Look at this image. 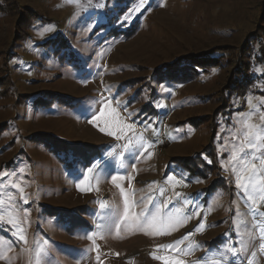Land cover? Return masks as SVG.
<instances>
[{
	"label": "rangeland",
	"instance_id": "1",
	"mask_svg": "<svg viewBox=\"0 0 264 264\" xmlns=\"http://www.w3.org/2000/svg\"><path fill=\"white\" fill-rule=\"evenodd\" d=\"M13 1L0 264H264V67L233 78L264 0Z\"/></svg>",
	"mask_w": 264,
	"mask_h": 264
},
{
	"label": "trees",
	"instance_id": "2",
	"mask_svg": "<svg viewBox=\"0 0 264 264\" xmlns=\"http://www.w3.org/2000/svg\"><path fill=\"white\" fill-rule=\"evenodd\" d=\"M1 1H3V0H0V7H2V6L5 5V3L3 4V2H1ZM4 1L5 2H8V3H11L16 8V4H17L16 1H13V0H4ZM24 38H25V36H24ZM238 53L239 54L237 55L238 56L237 59L239 60V57H241L242 55H244L245 58L247 59L246 60V63L247 64L245 66H244V64H242L241 70L238 72L239 75L236 74V73L233 75V78H236V79L239 78L240 79V77H241V79H240L241 82L245 81V83H243L244 86H241L240 89H239V91H236L235 96H237V97H240V96L244 97L245 93H247V91H249L251 89V86H252V84L254 82L253 81V77L250 74V69H251V67L249 65L250 64V60L251 59H254L257 64H260L262 67H264V34L255 35V36H252L251 38H249L246 41L244 47H241L239 49V52ZM243 66L245 67V69H244ZM262 74H263V77H264V71H263ZM176 80H178V79H176ZM232 84H234V83H232ZM230 98L232 100L233 97L231 96ZM231 100H229L227 102V105H226L225 108L220 109V110H217V112L214 115V120H215L214 123L215 124H216L217 119H219L218 117L223 116L222 115L223 114L222 111L225 112V115H227V113L230 114L233 111L231 109ZM226 110L228 112H226ZM56 142H58V141H56ZM46 146H47V144H46ZM48 148L54 154H57V152L59 151V149H57V146H54L52 144H50V146ZM66 149H69V147H66ZM197 160H201V156H197Z\"/></svg>",
	"mask_w": 264,
	"mask_h": 264
},
{
	"label": "snow or ice",
	"instance_id": "3",
	"mask_svg": "<svg viewBox=\"0 0 264 264\" xmlns=\"http://www.w3.org/2000/svg\"><path fill=\"white\" fill-rule=\"evenodd\" d=\"M144 3L147 4V3H148V0H144ZM137 11L140 12L141 10H140V9H137ZM102 115H103V109L101 110V116H102ZM99 118H100L99 116H93V121L98 120ZM262 119H264V118H262ZM90 122H91V121H90ZM126 127H129V128H130L131 125H127ZM260 127H264V125L257 126L258 129H259ZM100 130H101L102 132L107 130V134L110 135V136L115 135V133L111 130V128H108V129L101 128ZM246 135H248V136H252L253 133H246ZM116 138H117V139H120L119 136H117ZM262 139H264V137L255 136V141H260V140H262ZM248 146H249V150H250V151L255 150V146H254V141H253V140H249V141H248ZM248 154H249L248 152H244V151L242 150V155L240 156V159H241L242 161L246 160L247 157H248ZM255 158H256V157H253V159H255ZM260 164H261V167L264 168V159H261ZM256 173H257L256 165H255V164L249 165V166H248V178H247L249 182L251 181V177H252L254 174H256ZM113 179H115V177H113ZM244 179H245L244 177H239V178L237 179V182H236V183H237V186H238V187H243L244 190L247 191V184H246V183H245V184H242V183H241V181L244 180ZM78 187H79V185H78ZM25 203H27V201H25ZM100 207L103 208V207H105V205H104V204H101ZM204 226H205V225H204L203 223H201L199 227H200V228H203ZM21 239H23V238L21 237ZM233 255L235 256V255H237V253L234 251V252H233ZM230 264H231V262H230Z\"/></svg>",
	"mask_w": 264,
	"mask_h": 264
}]
</instances>
